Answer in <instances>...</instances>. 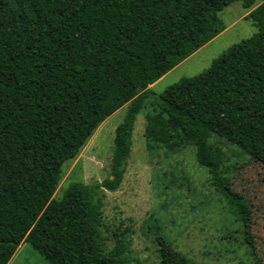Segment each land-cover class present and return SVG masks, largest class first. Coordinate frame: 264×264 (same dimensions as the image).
<instances>
[{
    "label": "trees",
    "instance_id": "1",
    "mask_svg": "<svg viewBox=\"0 0 264 264\" xmlns=\"http://www.w3.org/2000/svg\"><path fill=\"white\" fill-rule=\"evenodd\" d=\"M234 1L251 8L258 0H0V264L23 242L50 264H125L120 239L102 247L94 192L120 185L147 103V140L195 147L255 250L250 208L222 175L223 153L210 139L264 163V1L248 15L257 33L163 92L148 88L226 28L219 13ZM125 104L109 176L73 181L56 198L64 162ZM158 244L161 264H194L165 238Z\"/></svg>",
    "mask_w": 264,
    "mask_h": 264
},
{
    "label": "rangeland",
    "instance_id": "2",
    "mask_svg": "<svg viewBox=\"0 0 264 264\" xmlns=\"http://www.w3.org/2000/svg\"><path fill=\"white\" fill-rule=\"evenodd\" d=\"M251 8L234 1L220 11L226 28L148 88L161 93L183 77L208 68L228 47L258 32L249 18ZM128 104L107 117L79 153L64 162L54 194L60 198L73 181L94 184L110 174L115 129ZM147 103L137 115L123 179L115 190L97 188L102 247L113 249L121 240L125 264H161L158 238H165L194 264H257L264 261V163L217 136L210 143L221 148V171L234 192L250 208L255 250L246 243L242 224L211 184L208 170L195 158V147L178 143L172 149L150 143L145 136ZM8 264H50L23 242Z\"/></svg>",
    "mask_w": 264,
    "mask_h": 264
}]
</instances>
